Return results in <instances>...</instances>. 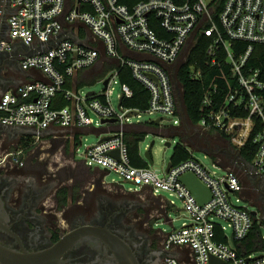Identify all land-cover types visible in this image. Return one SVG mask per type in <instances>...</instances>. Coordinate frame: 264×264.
I'll return each mask as SVG.
<instances>
[{
  "label": "built area",
  "instance_id": "built-area-1",
  "mask_svg": "<svg viewBox=\"0 0 264 264\" xmlns=\"http://www.w3.org/2000/svg\"><path fill=\"white\" fill-rule=\"evenodd\" d=\"M128 1L6 0L0 54L9 58L16 49L15 42H21L33 50L30 54L20 52L21 68L38 69L46 79L23 81L3 92L0 125L50 131L40 135L34 145L46 136L75 140L83 129H98V142L86 148L80 162L106 173L115 172L123 181L114 183L128 191L148 187L169 206L176 207L160 193L176 194L189 220L178 229L161 230L163 244L167 251L188 247L190 252L181 258L167 256L166 264H264V252L244 255L235 246L236 240L248 234L256 217L244 195L246 186L241 173L264 177V71L250 64L256 44H264V0ZM78 24L86 26L89 35L81 36ZM199 33L207 35L209 42L202 63H190V76L207 79L205 68L216 65L220 71L209 78L202 100L204 116L197 125L190 124L186 129L187 139L193 140L198 133L217 132L229 139L227 153L231 162L224 165L212 155L211 163L223 168L222 175L194 156L169 171L164 168L162 174L150 164L135 166L125 133L129 125L142 123V113H157L161 119L183 124L176 86L182 92L178 70L181 64L189 63L190 51L181 64L178 61L190 41L192 47L195 45ZM236 42L242 44L235 47ZM113 59L118 61L115 66ZM99 62L108 65L99 79L104 87L99 92H86L76 78L79 72ZM124 68L149 89L147 108L123 104L134 96L130 84L121 81ZM218 78H224L229 86L221 100L217 97ZM113 82L120 84L117 103L113 102ZM59 92L68 102L63 107H55ZM105 136L110 137L104 139ZM210 140L213 143L215 139ZM249 141L256 148L250 163L242 156V148ZM76 149L73 148L74 156ZM116 150L118 155L112 154ZM23 151L7 153L0 163H21ZM188 172L211 189L212 196L206 202L201 203L181 180ZM167 221L173 224L172 218ZM221 234L227 241L218 239Z\"/></svg>",
  "mask_w": 264,
  "mask_h": 264
},
{
  "label": "flooded vegetation",
  "instance_id": "flooded-vegetation-1",
  "mask_svg": "<svg viewBox=\"0 0 264 264\" xmlns=\"http://www.w3.org/2000/svg\"><path fill=\"white\" fill-rule=\"evenodd\" d=\"M4 54H0V71L4 69ZM18 72L19 66L13 65ZM0 72V95L11 82ZM1 126V125H0ZM229 139L218 138L213 141V157L224 165H229L227 146ZM222 150V151H221ZM72 160H76L74 153ZM244 177L245 175L241 173ZM48 166L24 160L21 163L6 161L0 163V198L9 216L0 225V249L8 253L35 254L52 249L54 264H113L112 251L101 239L84 237L77 243L57 249L61 238L76 228L87 224L107 227L123 237L135 250L140 264H166L168 251L163 238L153 234V222L140 226L141 217L130 218V212L138 211L140 202L114 199L105 193L97 196L94 206L81 205L78 208L60 207L57 201L56 181H52ZM246 180L248 177H245ZM255 196L259 207H264V189L245 190ZM146 209V208H144ZM145 217V214L142 212ZM141 227V229H139ZM1 251V250H0ZM0 264H14L0 257Z\"/></svg>",
  "mask_w": 264,
  "mask_h": 264
},
{
  "label": "rangeland",
  "instance_id": "rangeland-1",
  "mask_svg": "<svg viewBox=\"0 0 264 264\" xmlns=\"http://www.w3.org/2000/svg\"><path fill=\"white\" fill-rule=\"evenodd\" d=\"M191 48L192 41L185 46L178 64H181ZM94 69L97 73L98 67ZM10 73L11 72L7 73V71L2 69L1 75L3 77H9L8 75ZM112 86L114 87L113 102L117 103V93L120 90V84L118 82H113ZM103 87V82L100 81L98 77H93V79L84 82L83 90L86 92H99L103 89ZM159 117L160 115L157 113H142L140 117L141 122L145 124L148 131L146 137L140 141V153L142 157L145 158L146 151L151 150L152 163H150V165L154 169L159 170L162 174L163 169L166 168L169 163L175 145L179 142H184L187 144L194 157L202 160L207 167L217 172V174H224L223 168L212 165V154L208 153L203 148L204 145L211 143L210 139H216L214 134L218 138H224V136L214 131H208L206 135L198 133L193 140L189 139V141L193 142H186L188 137L183 124H174L173 121L165 119H161L160 122L155 124L152 123ZM135 118H137V116H135ZM30 136H32L34 142H36V139L40 135ZM23 137L28 138L29 136L22 135L21 132L15 131L0 132V158H5L7 153L17 152L24 143V141H22ZM78 137L79 142L76 143L73 139L67 140V138H61L54 140L46 136L42 141H39L35 145L33 144L31 147L29 146V148L25 149L22 155L23 161L27 160L33 161L34 163H45L48 166L49 173L51 174L50 176H52V181L55 180L57 182L54 190L65 184L81 185L77 198L73 201L70 200L68 206L71 208H78L84 204L86 206L88 203L89 205L94 206L97 202V196H99L100 193L108 194L114 199L122 198L128 201L140 202L144 206H141L138 211L130 212V218L135 219V217L137 218L139 215V217H141V220L139 221V225L141 227L147 225V223L153 222V234L162 238L163 234L161 230L168 232L171 231L173 227L178 229L184 222L189 220L187 213L183 210V201L176 194H171L169 191H162L160 193L167 197L168 200L173 201L178 208L177 210L172 207L169 208L167 201L162 197L154 195L148 187L134 192L124 189L118 183H114L123 181V179L115 172L107 173L103 176L104 179L98 181L101 171L99 169L89 168L80 161L83 159V153L86 148L89 145L98 142L99 131L98 129L93 128L83 129L78 134ZM152 142L154 143L152 144ZM167 142H170L171 145H167ZM75 147H77L75 158L79 161H73L71 158L73 148L75 149ZM236 169L239 170L238 168ZM69 176L70 178H67ZM124 186L129 188L130 184L124 183ZM250 209H254V206H250ZM142 212L145 214V217L142 215ZM167 217L173 219V224L165 220ZM220 221L226 223L222 219H220ZM141 227H139V229H141ZM228 231H230V227L228 228ZM262 233L264 236V226Z\"/></svg>",
  "mask_w": 264,
  "mask_h": 264
},
{
  "label": "trees",
  "instance_id": "trees-1",
  "mask_svg": "<svg viewBox=\"0 0 264 264\" xmlns=\"http://www.w3.org/2000/svg\"><path fill=\"white\" fill-rule=\"evenodd\" d=\"M123 1L130 3L128 0H123ZM208 42H209V37L204 33H199L197 42L190 50L189 63L181 64L178 70V78L182 87L183 104L188 116L189 123L191 125H197L203 118L204 110L202 109V100L206 90V85L209 81L210 76L215 75L220 71L219 66L216 65L212 69L205 68V74L209 75V78L207 77V79L203 78V80H198L190 76V72H189L190 63L195 60H199V62L202 63L207 50ZM240 44L242 43L236 42L235 47ZM250 64L256 67H260L264 71L263 43L256 44L252 57L250 59ZM101 72L102 73L95 75L94 78L98 77L100 79L105 73L103 70ZM120 75H121V81L130 84V86L134 90L133 98L124 100L123 104L127 107H133V108H140V109L147 108L151 96L149 89H147L142 83L137 81L131 74V71L127 68L122 69ZM218 81L220 88L217 97L220 98L221 100V98H223V96L229 90V86L226 85V81L224 78H218ZM67 103L68 102L64 98L62 92H59L56 96L55 107H63ZM152 123L155 124V122ZM147 132L148 131L146 129L145 124L141 123L136 125L135 127L128 128L125 133L129 157L131 163L135 166H139V167L149 166V162L144 157H142L139 148L140 141H142L146 137ZM78 140L79 137L77 136L75 139L76 143H78ZM22 141H24V143L21 145V147L18 150H25L29 148V146L31 147L33 145L34 139L32 136H29L28 138L23 137ZM255 153H256L255 145H253L250 141L247 142V144L242 148V156L249 163L253 161ZM150 154L152 156L151 150H150ZM192 157L193 154L188 148L187 144L184 142H179L175 145L170 160L173 166H177L181 164L183 161H186ZM213 158L216 159L217 157L214 156ZM100 171L101 172L98 181L104 179L103 176L107 174L103 170ZM67 178H70V176ZM244 183L246 185V181H244ZM80 186L81 185L65 184L58 189L57 201L61 208L68 206L70 200L73 201L77 198L78 196L77 194L80 189ZM262 228L263 225H261L258 218L254 217V223L248 234L243 239L236 240L235 242V246L237 247L240 254L247 255L253 252H264V236L262 233ZM218 239L222 241H227V238L223 234H221L218 237Z\"/></svg>",
  "mask_w": 264,
  "mask_h": 264
},
{
  "label": "water",
  "instance_id": "water-1",
  "mask_svg": "<svg viewBox=\"0 0 264 264\" xmlns=\"http://www.w3.org/2000/svg\"><path fill=\"white\" fill-rule=\"evenodd\" d=\"M6 0H0V26L3 20V14L5 10ZM108 80H106L104 83L106 84ZM7 90V89H6ZM5 90V91H6ZM177 91V97H178V105L180 109V114L182 117L183 125L185 129H189L190 123L188 120V116L183 104V98H182V92L179 88V86H176ZM90 93H94V91H90ZM114 119H111L113 121ZM161 117L157 118L155 120L156 123L160 122ZM4 131H15V132H21L22 135H46L50 131L49 130H42L38 131L33 128L29 127H7V126H0V132L3 133ZM110 136H105L104 139H108ZM154 142H152L153 144ZM167 145H171L170 142H167ZM208 153L213 154L214 151L211 149L204 148ZM238 153L241 155V150H238ZM112 154L118 155V150L113 151ZM145 159L150 163H152V156L150 154V150L146 151ZM173 166L171 160H169V163L167 164L166 170L169 171L170 168ZM259 177H263L262 175H257ZM181 180L192 190L194 195L197 197V199L204 203L206 202L211 196L212 192L209 187H207L205 184H203L200 179L192 172L185 173L181 176ZM254 209H252V213L254 215L259 216V221L261 225L264 226V207L260 208L258 205L253 204ZM8 214L4 208V203L2 199L0 198V225H4L8 221ZM96 237L98 239H101L104 241L111 249L112 251V259L114 260L113 264H140V261L138 259V256L136 255L135 250L132 248V246L119 234H116L112 232L107 227H100L96 226L94 224H87L83 227L76 228L69 232L67 235L63 236L61 240L58 242V244L55 246L57 249H62L64 247L71 246L75 243H77L79 240H81L84 237ZM233 239V238H232ZM0 257L4 258L5 260H10L11 263L14 264H54L55 263V257L56 254H54V251L52 249H47L45 251H42L40 253L35 254H16V253H8V251L2 252L3 249H0ZM262 254L258 255L261 256ZM167 256H172L169 254ZM212 262L216 261V258L214 256L211 257Z\"/></svg>",
  "mask_w": 264,
  "mask_h": 264
},
{
  "label": "crops",
  "instance_id": "crops-1",
  "mask_svg": "<svg viewBox=\"0 0 264 264\" xmlns=\"http://www.w3.org/2000/svg\"><path fill=\"white\" fill-rule=\"evenodd\" d=\"M72 27V25H70ZM78 26L80 27V35L81 36H86L89 35V30L87 29L86 26L82 25V24H78ZM71 35H73L72 32H70ZM16 45V49L15 51L12 53L13 55L9 56V58H7V56L4 58L3 63H4V71H7V73L11 72L8 76L5 78L9 79V81H11L8 85L7 88H10L14 85H17L23 81H27L30 79H46L45 74L38 70V69H22L19 62H18V56L21 53L24 54H30L33 52V50L27 46H22L21 42L17 41L15 42ZM22 46V49L21 47ZM112 64L115 66L118 61L116 59L111 60ZM18 64V66L20 67L18 72H15L13 70V64L16 63ZM98 67V72L96 73L94 68ZM108 68V65H106L104 62H99L96 65L92 66L91 68L82 70L81 72H79L76 80L78 83H80L81 85H84V82H86L87 80H91L95 75H98L100 73H102L101 71L103 70L104 72H106ZM105 74V73H104ZM103 74V76H104ZM102 78V77H101ZM156 123V122H155ZM141 124V123H140ZM138 124L135 125H129L128 128L130 127H135ZM186 142H192L189 141V139L186 140ZM211 148L213 149V143H211ZM203 148L206 149H211L209 147V145H204ZM245 177H248V179L246 180ZM242 178L244 179V181H246V189L249 190H256V191H260V189H264V177H259V176H255V175H247V176H242ZM245 184V183H244ZM252 194V193H251ZM251 194H246V191L244 192V195L246 196V198L248 199V201L251 203V205L256 204L259 206V203L257 202V200H255V196H251ZM172 208H174L175 210H177V207L174 206H170ZM256 217L259 219V216L256 215ZM170 217H167L165 220H168ZM263 230V228H262ZM169 254H171L172 256L176 257V258H181L183 253H189L190 249L188 247H175L171 250L168 251Z\"/></svg>",
  "mask_w": 264,
  "mask_h": 264
}]
</instances>
